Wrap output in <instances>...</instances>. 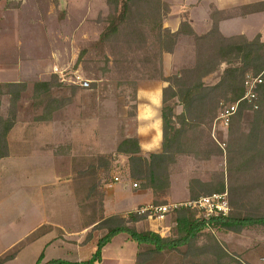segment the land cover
<instances>
[{
    "label": "rangeland",
    "instance_id": "1",
    "mask_svg": "<svg viewBox=\"0 0 264 264\" xmlns=\"http://www.w3.org/2000/svg\"><path fill=\"white\" fill-rule=\"evenodd\" d=\"M3 4L6 2L0 3V83L22 82L27 86L18 103L16 125L8 137L9 156L16 152L33 153L37 156L36 160L16 165L19 167L15 169L27 171L41 168L45 172L54 169L56 176L52 175V170L38 179L19 175L12 171L8 160L4 158L0 161V255L39 223L40 217L36 212L40 211L50 221L64 219L69 225L64 230L51 224L42 225L50 228L48 234L24 248L6 264H35L40 255L43 256L42 263L57 259L86 261L96 250V243L89 244L78 254L72 244L58 239L80 225L75 227L78 219L72 218L75 212L81 218L77 203L79 198L75 194L76 189L78 197H81L80 183L78 178L73 180V176L86 170L91 163L96 169L95 179L99 182L98 189L103 199L106 191H111L115 185H123V182L130 183L132 187L137 185L133 188L139 191L140 182L129 177L128 160L116 154V147L124 138H135L140 122L137 120V106L146 102L153 109H149L150 113L142 112L141 120L147 118L149 130L155 133L159 119L156 107L158 89L165 84L142 78L141 74L134 84H130L134 75L128 73L123 64L120 66L113 62L118 60L117 54L122 50L120 45L115 47L111 44L106 49L107 67L104 59L94 53L77 62L81 50L95 42L102 31L103 21L110 11L106 0H10L16 8L7 9V13L1 10ZM183 34L173 53L163 54L166 55L165 61L161 56V79L177 75L194 63L193 39ZM260 36L264 41V36ZM247 76L256 77L247 73L244 79ZM52 78H56L58 87L52 90L51 97L64 101L65 105L53 112L48 121L37 122L36 118L43 114V104L34 106L35 102L31 99L33 84L49 82ZM84 82L88 87L80 85ZM216 82L213 76L204 79L207 86ZM141 91L150 94L149 101L138 98ZM230 103L221 102L220 106ZM7 110L8 98L2 97L1 114L6 115ZM180 111L181 108H178L177 112ZM214 120L208 132L221 154L208 160L178 157L170 171V190L173 183L175 198L180 197L181 190L192 179L208 183L222 176L228 199L232 183V176L227 171L229 127L217 130ZM249 123L250 115L241 121L242 132L248 131ZM213 134L222 147L213 139ZM96 158L102 160L98 167L95 166ZM88 160L94 161L89 163ZM260 174L264 175V171ZM187 202L188 199L175 204ZM150 204L157 206L152 202ZM171 220L168 213L161 221L171 227ZM79 228L82 229L81 226ZM213 233L224 248L233 251L234 257L243 264H264V225H251L233 235ZM97 235L99 238V233ZM126 236L120 233L113 237L115 239L106 246V255L123 257V254L136 250L135 242L130 239L123 245Z\"/></svg>",
    "mask_w": 264,
    "mask_h": 264
},
{
    "label": "trees",
    "instance_id": "2",
    "mask_svg": "<svg viewBox=\"0 0 264 264\" xmlns=\"http://www.w3.org/2000/svg\"><path fill=\"white\" fill-rule=\"evenodd\" d=\"M6 9H15L10 0ZM109 14L97 40L81 50L77 62L91 53L99 55L109 64L106 49L120 47L115 65L123 64L134 84L137 76L163 82L160 100V149L143 155L136 138H124L116 147V154L128 160L131 179L140 182V190L152 194V203L167 205L170 193V171L180 156L208 160L221 154L210 138L208 127L218 115L221 102H236L244 95V76L261 75L253 105L242 102L229 125L227 145V171L232 176L229 185L226 217L206 220L196 208L181 207L171 210L170 233L160 237L148 229H137L136 224L147 220L146 215L135 211L126 215H103V194L95 179L96 169L89 165L78 178L75 189L81 213V230L90 228L81 246L88 244L93 233H99L96 250L83 262L51 260L42 263L40 255L35 264H97L103 248L113 237L124 233L137 245L135 264H243L230 255L215 237L213 231L240 233L251 225H264V41L257 35L223 37L213 19L211 29L204 35L188 34L194 42V63L177 75L160 78L159 64L163 54H172L181 31L171 32L163 23L170 7L162 0H106ZM250 11L264 9V3L247 6ZM114 56V54H111ZM115 57V56H114ZM143 72V73H142ZM213 76L214 85L207 86L204 79ZM58 87L56 78L49 82H36L31 99L34 106L43 104L42 116L37 122L48 121L53 112L62 109L65 102L51 97ZM95 87V86H93ZM27 90L25 83H0V161L9 156L8 137L16 125L18 103ZM2 97L8 98L6 115L1 114ZM254 105L256 108H254ZM181 108L178 113L177 109ZM250 115L248 131L242 132L241 121ZM102 164L96 158L95 166ZM137 186V185H136ZM222 176L204 183L192 179L187 185L188 201L224 192ZM50 228L40 227L0 256V264L12 261L27 246L48 234ZM204 237L201 242V239Z\"/></svg>",
    "mask_w": 264,
    "mask_h": 264
},
{
    "label": "crops",
    "instance_id": "3",
    "mask_svg": "<svg viewBox=\"0 0 264 264\" xmlns=\"http://www.w3.org/2000/svg\"><path fill=\"white\" fill-rule=\"evenodd\" d=\"M167 3L170 7L169 15L163 23L164 28L169 29L171 32L181 31L185 34H195V35H204L206 34L212 26L213 19L218 22L219 32L223 37L230 38L234 36H244L247 39H252L256 35L264 36V9H259L257 11H250L247 9V6L256 5L264 3V0H162ZM3 2V1H2ZM2 2H0L2 4ZM5 5H1V10L4 13H7L8 10H5ZM164 61L166 60V55L163 56ZM161 89H158V105L156 106L159 110V119L156 123L155 133L149 130L150 123L147 120H141V114L150 113L153 109L149 102H146L144 105L137 106V120L140 121L137 126V134L135 138L138 139L140 148L143 153L148 154L152 152L159 151L161 131H160V100H161ZM160 92V93H159ZM138 98H146L149 101L150 94L148 92L141 91L138 95ZM14 130V129H13ZM12 130V131H13ZM11 131V132H12ZM11 134V133H10ZM10 136V135H9ZM37 159V156L30 152L24 153H11L9 157L5 160L9 161L10 168L13 169V172L21 174L24 176H33L41 178L48 172L52 170V175H55L54 169H49L47 172L41 168L32 170L28 169L27 171H22L15 169L16 165L23 164L25 162L34 161ZM15 169V170H14ZM56 176V175H55ZM42 187V186H41ZM174 184L171 183L170 195L168 197V203L174 204L178 201H185L188 199V190L187 184L181 190L180 197L175 198L174 195ZM1 186H0V204H1ZM152 202V194L149 191L136 190L130 185V183L123 182V185L119 184L111 191H106L103 199V215L109 217L112 215H126L128 213L134 212L138 207L150 204ZM37 211V209H36ZM36 215L40 217L39 223H37L32 229L19 238L18 241L14 244L16 245L22 239L27 237L32 231H34L39 226L44 224H51L62 230L64 227L69 225L64 219L59 221H50L45 216H42L40 211L36 212ZM73 219L77 220L78 223L75 227L80 224V218L77 212L73 213ZM73 226V225H72ZM74 229L71 233H64L59 240L64 243L72 244L76 251L80 252L81 249H84L89 244H97L98 235L97 232L93 233L92 240L81 246V243L84 241L85 236L90 231V228L81 230L79 228ZM137 229H148L160 237H167L170 233V227L164 225V222L159 220L147 219L144 222L136 224ZM81 230V231H80ZM224 233V232H220ZM228 234V233H224ZM233 235V233H229ZM235 234V233H234ZM227 237V236H226ZM40 239V238H39ZM115 239V238H114ZM113 239V240H114ZM111 240V241H113ZM129 240L128 236L123 238V245L125 241ZM219 241V239H217ZM221 242V241H219ZM225 242V241H224ZM14 245H10L4 249L3 254L11 249ZM136 245V243H135ZM107 246V245H106ZM106 246L103 248L101 253V261L97 264H135L137 245L136 250L133 249L132 252L128 255L123 254V257L120 255L116 256H107ZM226 250V249H225ZM230 255L234 256L233 251L230 252L226 250ZM95 252V251H94ZM1 253L0 256L3 254ZM124 253V252H123ZM92 255V254H91ZM77 262H83L82 260H77ZM6 264V263H5Z\"/></svg>",
    "mask_w": 264,
    "mask_h": 264
},
{
    "label": "built area",
    "instance_id": "4",
    "mask_svg": "<svg viewBox=\"0 0 264 264\" xmlns=\"http://www.w3.org/2000/svg\"><path fill=\"white\" fill-rule=\"evenodd\" d=\"M261 83H262L261 76H256V77L247 76L244 79V83H243L244 86L243 97L237 100L236 102L227 105L221 104V109L214 120V128L217 130L228 129L232 117L236 114L239 105L242 102H246L249 105H253L257 97V88ZM80 85L83 87H88V84L86 82ZM254 108H256L255 105ZM216 138L217 137L215 136V134H213V139L221 146V144L218 142ZM133 187H136V185H134ZM181 207L196 208L202 213L203 218H205L206 220L212 218L226 217L229 212L226 192L212 194L206 197H201L198 200L188 201L185 204L174 203L163 206H154L152 204H148L146 206L137 209L135 212L138 215H146L148 219H156L161 221L165 218V215L168 214L171 210H175Z\"/></svg>",
    "mask_w": 264,
    "mask_h": 264
}]
</instances>
